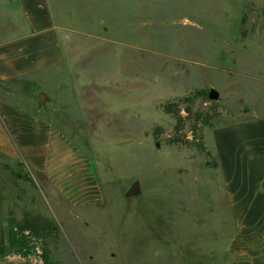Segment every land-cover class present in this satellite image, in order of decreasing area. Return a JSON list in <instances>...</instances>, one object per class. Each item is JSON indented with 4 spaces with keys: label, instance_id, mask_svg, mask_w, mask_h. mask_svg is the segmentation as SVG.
Instances as JSON below:
<instances>
[{
    "label": "rangeland",
    "instance_id": "obj_1",
    "mask_svg": "<svg viewBox=\"0 0 264 264\" xmlns=\"http://www.w3.org/2000/svg\"><path fill=\"white\" fill-rule=\"evenodd\" d=\"M111 4L113 27L61 30L68 64L2 93L31 113L41 102L24 88L54 100L58 74L84 81L42 108L99 192L63 196L44 172L0 154V264H216L226 245L232 219L212 131L264 118V0ZM134 180L141 193L124 196ZM25 219L39 233L20 231Z\"/></svg>",
    "mask_w": 264,
    "mask_h": 264
},
{
    "label": "crops",
    "instance_id": "obj_2",
    "mask_svg": "<svg viewBox=\"0 0 264 264\" xmlns=\"http://www.w3.org/2000/svg\"><path fill=\"white\" fill-rule=\"evenodd\" d=\"M111 3L112 0H0V154L8 161H21L36 172H44L56 191L77 201L86 202L98 195L96 177L90 163L74 151L76 147L52 129L54 123L42 107L58 103L56 95L64 94L72 83L84 81L58 74L50 82L57 86L54 100L42 87L28 92L24 88L25 97L33 101L37 95L41 102L38 108L33 105L31 113L17 108L18 101L23 100L6 101L2 93H11L9 84L13 94H18L14 92L18 89L15 85H39L42 71L68 64L69 48L65 50L61 30L68 36L85 20L98 21L95 26H103L104 30L111 28ZM83 8L85 13H80ZM101 79L92 77L89 84L113 82L112 77H105L103 82ZM254 117L258 116L252 114L212 131L232 219L230 235L216 264H264V118Z\"/></svg>",
    "mask_w": 264,
    "mask_h": 264
},
{
    "label": "water",
    "instance_id": "obj_3",
    "mask_svg": "<svg viewBox=\"0 0 264 264\" xmlns=\"http://www.w3.org/2000/svg\"><path fill=\"white\" fill-rule=\"evenodd\" d=\"M207 96L208 99L210 100H217L219 98V92L211 87L207 92ZM140 193H141L140 183L138 180H134L124 192V196L126 197L137 196Z\"/></svg>",
    "mask_w": 264,
    "mask_h": 264
},
{
    "label": "trees",
    "instance_id": "obj_4",
    "mask_svg": "<svg viewBox=\"0 0 264 264\" xmlns=\"http://www.w3.org/2000/svg\"><path fill=\"white\" fill-rule=\"evenodd\" d=\"M25 229H30L37 234V233H39V229H41V227L39 225H33L28 219H25V224L20 227V231H23ZM11 240H13V231L12 230H10V242H11V244H13V242Z\"/></svg>",
    "mask_w": 264,
    "mask_h": 264
}]
</instances>
